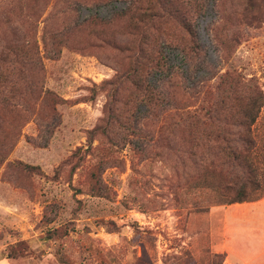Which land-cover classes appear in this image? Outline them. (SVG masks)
<instances>
[{
	"label": "rangeland",
	"instance_id": "obj_1",
	"mask_svg": "<svg viewBox=\"0 0 264 264\" xmlns=\"http://www.w3.org/2000/svg\"><path fill=\"white\" fill-rule=\"evenodd\" d=\"M29 47L53 98L0 154V264H264V197L209 205L170 125L228 71L264 91V0H0V67Z\"/></svg>",
	"mask_w": 264,
	"mask_h": 264
},
{
	"label": "trees",
	"instance_id": "obj_2",
	"mask_svg": "<svg viewBox=\"0 0 264 264\" xmlns=\"http://www.w3.org/2000/svg\"><path fill=\"white\" fill-rule=\"evenodd\" d=\"M190 32L196 36L192 29ZM178 48L174 46L166 57L170 59L173 53L187 65L190 52L184 48L178 52ZM32 50L24 49L20 56L15 53L16 58L10 57L11 50L0 67V118L4 121L17 115L19 120L13 124L11 136L2 143V148L5 146L2 155L28 112H33L39 101L53 98L51 91L45 89L43 76H26L30 69L38 73L43 70L39 56ZM161 71L157 67L151 73ZM224 75L217 85L222 93L216 99L207 100L193 111H178L177 118L170 123L173 129H188V150L199 177L196 186L217 192L216 200H211L209 205L250 202L264 197V130L258 129L264 91L253 77L246 79L230 71ZM213 255L217 259L212 264H225L224 254Z\"/></svg>",
	"mask_w": 264,
	"mask_h": 264
},
{
	"label": "crops",
	"instance_id": "obj_3",
	"mask_svg": "<svg viewBox=\"0 0 264 264\" xmlns=\"http://www.w3.org/2000/svg\"><path fill=\"white\" fill-rule=\"evenodd\" d=\"M259 244H260V243H253V244H252V248H253V249H256V248L258 249V248H260V247H259V246H260ZM226 250H228V249L224 248L222 251L225 252ZM256 259H257V257L255 258V256H254V257L250 256V257L247 258L246 261L254 262Z\"/></svg>",
	"mask_w": 264,
	"mask_h": 264
}]
</instances>
